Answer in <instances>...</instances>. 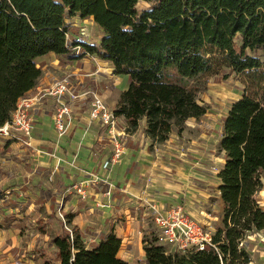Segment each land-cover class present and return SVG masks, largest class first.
I'll return each instance as SVG.
<instances>
[{
	"label": "trees",
	"instance_id": "obj_1",
	"mask_svg": "<svg viewBox=\"0 0 264 264\" xmlns=\"http://www.w3.org/2000/svg\"><path fill=\"white\" fill-rule=\"evenodd\" d=\"M138 2L145 4L140 10ZM66 16L91 17L102 32L99 43L82 40L81 32L68 40ZM48 52L94 55L113 74L126 76L113 114L126 120L130 132L144 119L151 144L206 113L197 100L204 73L225 67L246 76L247 90L222 119V211L210 244L168 253L154 234H144V259L137 264H248L244 238L264 231L257 198L264 189V0H0V125L36 84L35 58ZM63 217L68 226L70 216ZM69 228L72 237L63 226L50 240L57 264H130L117 255L121 240L112 230L86 247ZM43 264L51 261L44 258Z\"/></svg>",
	"mask_w": 264,
	"mask_h": 264
},
{
	"label": "crops",
	"instance_id": "obj_2",
	"mask_svg": "<svg viewBox=\"0 0 264 264\" xmlns=\"http://www.w3.org/2000/svg\"><path fill=\"white\" fill-rule=\"evenodd\" d=\"M79 20L94 24L91 17ZM98 29L96 45L102 37ZM35 63L40 75L26 95L40 94L45 86L68 76L77 96L42 95L31 110L30 147L0 139V264H43L48 250H54L50 238L62 231L59 207L70 216L69 226L79 232L86 247L112 230L121 240L117 255L130 264L144 259L142 237L149 233L154 209L182 202L205 228L213 232L219 226L217 172L222 152L215 162L203 146L197 150L202 160L191 165L179 133L170 132L164 142L151 144L144 119L130 132L126 120L117 116L123 151L118 161L104 168L112 144L100 122L88 117L90 91L113 110L127 77L113 74L110 64L94 55L48 52ZM61 102L70 105V113L59 132L54 110ZM218 140L212 139L210 145H218ZM211 165L217 169L211 171ZM40 238H49L42 248Z\"/></svg>",
	"mask_w": 264,
	"mask_h": 264
},
{
	"label": "built area",
	"instance_id": "obj_3",
	"mask_svg": "<svg viewBox=\"0 0 264 264\" xmlns=\"http://www.w3.org/2000/svg\"><path fill=\"white\" fill-rule=\"evenodd\" d=\"M73 50L76 53L82 52L79 46L73 47ZM42 95L54 96L57 99L61 96L74 99L77 96L75 86L70 83L68 76H64L45 86L40 94L19 98L9 118L0 125V139L5 138L18 142L25 147L31 146L30 134L33 127L31 110L40 101ZM90 95L88 117L100 122L112 144L111 155L102 163V167L107 168L118 161L123 151L122 140L117 128V116L113 114V111L100 95L94 91H90ZM69 113L70 105L67 102L58 103L55 107L54 123L59 132L64 130L65 117ZM216 169L214 165L210 166L211 171ZM57 210L64 228L72 237L71 229L65 224L59 208ZM151 220L155 226L156 242L162 246L170 245L185 252L191 249H200L205 244H210L212 231L198 222L182 202H176L160 210L154 209L151 213Z\"/></svg>",
	"mask_w": 264,
	"mask_h": 264
},
{
	"label": "rangeland",
	"instance_id": "obj_4",
	"mask_svg": "<svg viewBox=\"0 0 264 264\" xmlns=\"http://www.w3.org/2000/svg\"><path fill=\"white\" fill-rule=\"evenodd\" d=\"M144 6L145 4L143 2H138L137 9L140 10ZM65 22L69 24L68 40L72 38L74 33L78 34L80 32L83 34L82 37L88 42L95 43L98 39L99 29L97 25L91 24L90 21H80L77 16H66ZM245 79L246 76L244 74H234L232 72H228L225 67L213 68L201 76V80L204 81V88L197 93V100L199 103L206 106V113L199 118L186 119L182 124L181 132H177L175 127L171 130V132L179 133L183 149H185V153L188 158L192 159L190 162L191 165L195 160L201 159V154L198 153L197 150H203V146H207L210 151L205 152L210 156L213 155L212 157L215 162L218 160V157H220L218 145L210 144L214 143L212 139L219 137L220 135L222 119L227 112L230 102L240 97V95L247 90ZM109 108L111 109V107ZM193 167L195 168V165ZM257 198L260 204L264 206V189L260 190ZM212 206L215 208V204H212ZM57 209L56 213L58 218H60ZM59 211L62 214L60 207ZM68 227H70L69 224ZM154 231L155 226L152 222V224L150 223L149 233L154 234ZM46 239L47 238H40V240L43 241V243L38 242L41 246L40 248H42V246H46ZM244 240L246 250L248 251L250 257V262L248 264H264V231L248 232ZM163 247L168 253H184V251L177 250L175 247L170 245H164ZM47 255L48 258L51 259V264H55V257L52 249L48 250Z\"/></svg>",
	"mask_w": 264,
	"mask_h": 264
}]
</instances>
